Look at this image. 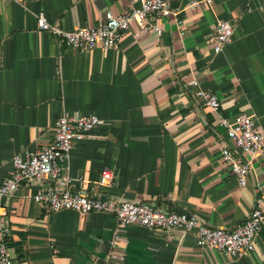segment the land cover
<instances>
[{
	"label": "crops",
	"instance_id": "0c3cea01",
	"mask_svg": "<svg viewBox=\"0 0 264 264\" xmlns=\"http://www.w3.org/2000/svg\"><path fill=\"white\" fill-rule=\"evenodd\" d=\"M141 1L0 0V185L17 153L53 140L61 115L94 113L105 123L75 144L62 184L232 229L264 195V148L241 187L222 160L221 147L232 142L192 82L219 97L223 116L252 115L264 132V0H213L197 8L189 7L193 0H168L176 15L159 20L161 34L154 21L134 22L109 50L80 51L38 27L40 12L72 30L97 26L106 11L122 14ZM220 20L235 21V33L216 54ZM104 168L115 174L111 187L99 184ZM45 186L23 181L1 199L8 232L0 239L15 264H264V228L252 254L234 257L200 245L195 231L120 225L103 212L49 211L32 197Z\"/></svg>",
	"mask_w": 264,
	"mask_h": 264
},
{
	"label": "built area",
	"instance_id": "2783aa9c",
	"mask_svg": "<svg viewBox=\"0 0 264 264\" xmlns=\"http://www.w3.org/2000/svg\"><path fill=\"white\" fill-rule=\"evenodd\" d=\"M213 0H193L189 7L197 8L202 3L211 4ZM173 13L168 0H142L139 6H132L122 14L106 11L104 19L97 26H83L67 30L52 23L44 12L38 14V27L57 36L66 45L80 51H92L97 48L109 50L117 46L132 23L145 26L154 21L152 29L161 34L159 20ZM235 33V21L220 20L213 34V51L221 53ZM196 96L204 106L218 113V122L224 127L232 147H221L222 160L229 166L237 178L238 184L245 187L252 168V159L264 148V132L256 124L252 115L240 114L233 120L220 113L219 97L201 87L194 79ZM105 121L97 114L61 115L54 124L53 140L43 149L35 152L17 153L13 158V171L0 185V235L8 232L3 221L1 199L14 195L23 181L45 180L46 186L33 194V200L49 211L72 209L82 214L103 212L115 215L120 225L137 224L159 231H195L200 245H211L234 257L252 254L256 249V239L264 228V195L256 197L249 217L232 229L212 227L198 215L186 211H177L159 204L136 202L126 199H114L87 191L72 190L61 183L66 161L77 142L91 138L95 128ZM250 155L249 158H246ZM115 174L109 168L101 172L99 184L111 187ZM70 180L67 181L68 184ZM116 239L113 241L116 242ZM0 264H15L10 248L4 239H0Z\"/></svg>",
	"mask_w": 264,
	"mask_h": 264
}]
</instances>
